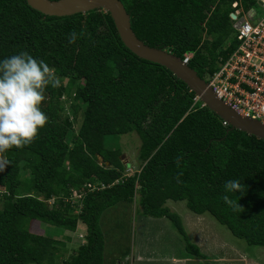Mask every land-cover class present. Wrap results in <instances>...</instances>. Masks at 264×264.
<instances>
[{
	"label": "trees",
	"instance_id": "trees-1",
	"mask_svg": "<svg viewBox=\"0 0 264 264\" xmlns=\"http://www.w3.org/2000/svg\"><path fill=\"white\" fill-rule=\"evenodd\" d=\"M234 1L248 8L256 0H121L139 39L180 59L192 52L187 65L205 80L236 46ZM73 30L82 36L69 44ZM23 51L54 68L61 87L46 89L40 108L48 122L38 138L4 154L0 264H104L101 215L137 194L142 214L167 217L197 257L200 247L167 200H184L248 245L264 246V139L224 125L201 101L193 104L184 81L123 44L108 12L55 16L25 0H0V61ZM131 131L140 138V168L125 175L121 148L109 138ZM232 179L246 186L228 193L241 213L222 200ZM88 181L104 186L92 190ZM73 190L80 197L72 198ZM32 220L71 232L84 225V241L64 257L63 242L32 232Z\"/></svg>",
	"mask_w": 264,
	"mask_h": 264
},
{
	"label": "rangeland",
	"instance_id": "rangeland-1",
	"mask_svg": "<svg viewBox=\"0 0 264 264\" xmlns=\"http://www.w3.org/2000/svg\"><path fill=\"white\" fill-rule=\"evenodd\" d=\"M243 9L244 16L241 17L248 20L260 14L256 4ZM70 101L69 99L66 105ZM109 140L113 146H120L121 161L126 169L132 168L129 173L140 168V138L136 132L112 136ZM138 202L137 194L132 202H119L102 213L100 223L105 236L104 264H172L168 255L174 251H184L185 242L173 222L164 216L152 217L142 214ZM165 205L180 217L189 240L196 245L200 244L205 258L237 251L254 260H263L264 246L248 245L243 239L232 235L208 212L196 214L186 206L184 200H167ZM30 230L37 234H49L62 241L60 249L64 257L73 255L78 245L84 241V225H79L71 232L32 220ZM227 250L230 251L227 253ZM234 263L240 264L238 260Z\"/></svg>",
	"mask_w": 264,
	"mask_h": 264
},
{
	"label": "clouds",
	"instance_id": "clouds-1",
	"mask_svg": "<svg viewBox=\"0 0 264 264\" xmlns=\"http://www.w3.org/2000/svg\"><path fill=\"white\" fill-rule=\"evenodd\" d=\"M81 36L82 33L73 30L68 34V43L75 44ZM49 86L53 89L61 87V79L56 75V70L27 51L0 61V171L8 165L4 155L7 151L32 144L38 138L39 129L47 124L48 116L40 105L45 100ZM176 166L180 168L181 157H176ZM182 175V171L178 173V182ZM223 188V202L233 212H243L237 200L228 193H243L246 186L239 179H232L226 181Z\"/></svg>",
	"mask_w": 264,
	"mask_h": 264
},
{
	"label": "built area",
	"instance_id": "built-area-1",
	"mask_svg": "<svg viewBox=\"0 0 264 264\" xmlns=\"http://www.w3.org/2000/svg\"><path fill=\"white\" fill-rule=\"evenodd\" d=\"M254 4L260 14L251 20L241 17L244 16V9L238 5V1L231 4L234 8L230 16L236 46L225 57H218L217 67L206 82L228 107L264 125V0H256ZM191 56L192 52H186L181 60L187 64ZM197 101H201V106L205 105L195 94L193 104ZM222 123L228 124L226 120ZM130 169L132 171L131 167L125 168L124 174L132 175L139 171L135 169L129 173ZM97 184L88 181L84 185L92 190L104 186ZM76 197H80V192L73 190L72 198Z\"/></svg>",
	"mask_w": 264,
	"mask_h": 264
},
{
	"label": "water",
	"instance_id": "water-1",
	"mask_svg": "<svg viewBox=\"0 0 264 264\" xmlns=\"http://www.w3.org/2000/svg\"><path fill=\"white\" fill-rule=\"evenodd\" d=\"M32 8L46 15L64 16L92 9L102 8L114 22L123 44L140 58L158 63L169 69L177 78L197 94L203 103L230 128L239 129L250 135L264 139V125L249 117L241 116L219 99L206 80L185 64L179 57L166 49L149 46L139 39L131 28L130 15L121 0H25ZM233 17V16H232ZM100 161V157L98 156Z\"/></svg>",
	"mask_w": 264,
	"mask_h": 264
},
{
	"label": "crops",
	"instance_id": "crops-1",
	"mask_svg": "<svg viewBox=\"0 0 264 264\" xmlns=\"http://www.w3.org/2000/svg\"><path fill=\"white\" fill-rule=\"evenodd\" d=\"M198 246L200 247V244H198ZM229 251L230 250H227L226 252L228 253ZM174 252L177 253L174 254ZM174 252L168 255L172 264H238L234 263L236 260H238L240 264H264V258L262 261L260 260V262L259 259L254 260L253 258L246 256L244 253L242 254L237 251L228 254H225L224 252V256L223 254H218L209 256V258H205L204 252H202V258L197 257L189 252H186L185 248L183 252H181V250H179V252Z\"/></svg>",
	"mask_w": 264,
	"mask_h": 264
}]
</instances>
